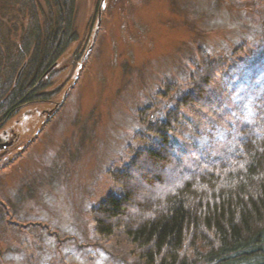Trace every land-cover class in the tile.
I'll use <instances>...</instances> for the list:
<instances>
[{"label": "rangeland", "instance_id": "rangeland-1", "mask_svg": "<svg viewBox=\"0 0 264 264\" xmlns=\"http://www.w3.org/2000/svg\"><path fill=\"white\" fill-rule=\"evenodd\" d=\"M75 29L56 94L0 129L17 135L0 148V264H148L124 231L100 236L91 210L123 193L110 169L155 140L139 111L164 118L203 54L228 65L213 89L220 113L185 112L171 141L183 164L231 158L243 127L264 129V0H77Z\"/></svg>", "mask_w": 264, "mask_h": 264}, {"label": "trees", "instance_id": "trees-1", "mask_svg": "<svg viewBox=\"0 0 264 264\" xmlns=\"http://www.w3.org/2000/svg\"><path fill=\"white\" fill-rule=\"evenodd\" d=\"M0 1L1 129L22 107L53 98L55 65L79 34L77 0ZM81 52L76 49V61ZM227 68L222 58L203 54L191 89L164 118L150 120L152 107L139 111L155 140L121 169H110L123 193L107 195L91 210L100 236L124 231L133 254L148 264H264V129L243 127L236 155L195 169L171 144L186 111L219 115L213 89ZM165 88L166 95L173 91L171 83Z\"/></svg>", "mask_w": 264, "mask_h": 264}, {"label": "water", "instance_id": "water-1", "mask_svg": "<svg viewBox=\"0 0 264 264\" xmlns=\"http://www.w3.org/2000/svg\"><path fill=\"white\" fill-rule=\"evenodd\" d=\"M103 1H105V0H103ZM101 15H102V10L100 11V20H101ZM0 148L1 149H5V148H8L9 146H11L12 144H13V142L11 141H3V138L2 137H0Z\"/></svg>", "mask_w": 264, "mask_h": 264}, {"label": "flooded vegetation", "instance_id": "flooded-vegetation-1", "mask_svg": "<svg viewBox=\"0 0 264 264\" xmlns=\"http://www.w3.org/2000/svg\"><path fill=\"white\" fill-rule=\"evenodd\" d=\"M100 6H101V1L99 3L98 9H100ZM98 14H99V12H98ZM3 135L4 136H2V138L3 137L5 138V136H6V138H9V139L11 138L14 141V143L17 140V135L15 133L13 134V133H7V132H5V133H3Z\"/></svg>", "mask_w": 264, "mask_h": 264}]
</instances>
